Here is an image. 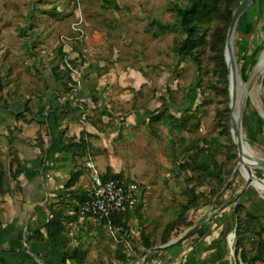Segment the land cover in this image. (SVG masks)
<instances>
[{"label":"rangeland","instance_id":"obj_1","mask_svg":"<svg viewBox=\"0 0 264 264\" xmlns=\"http://www.w3.org/2000/svg\"><path fill=\"white\" fill-rule=\"evenodd\" d=\"M81 1L83 12L91 23L92 36L96 33V41L102 36L104 43L100 56L92 50V57L98 61L96 73H112L115 77L113 85L119 90L118 95L124 94L125 97V101L120 102L123 115L138 113L134 116L138 124H125L122 129L125 131L127 127L131 135L127 138L124 135L118 136L115 145L123 154L121 162L129 171L128 175L151 187L144 197V216L148 229L159 239L167 222L179 214L188 197L184 188L197 183L199 173L194 170L182 171L179 161L185 155L182 154L183 148L198 137L213 140L212 148L217 143L222 144L218 158L224 164V175L229 182L234 183L228 188L223 187L224 197L220 201L218 199L213 208L218 209L216 215L220 217L229 215L230 218H227L230 226L236 228L237 218L233 213L236 202L233 195L246 186L248 178L242 167L235 174H229L238 159L228 157L230 139L229 135L223 134V120L218 114L227 102L216 87L221 81L215 70V63L209 52L203 55L202 68L192 58L177 57L172 49L177 32L171 29L156 34L150 25L154 18L173 21L175 15L168 4L171 1L186 0H114L120 6L119 9L108 8L107 0ZM255 2L242 14L236 34L238 53L244 67L256 64L264 48V0ZM72 19L73 9L69 0H0V103L7 97L4 96L7 90L10 92L9 97L16 94L18 99L29 93V78L34 76L31 68L34 57L30 51L31 41L35 39L39 47L43 48L54 46L61 35L70 30ZM89 36L88 31V37L83 42H87ZM74 62L81 68L80 62ZM63 67L66 69L64 65ZM90 74L89 72L88 76ZM263 82L264 67L255 79L257 101L248 99L246 102L243 126L248 136L264 146ZM162 97L168 99L165 106ZM120 101H123L122 98ZM167 106L178 116L192 115L190 127L172 128L164 120L151 122L145 115V112L152 115L156 109H165ZM0 149L6 155L9 152V146L5 147L1 142ZM260 172L264 175L263 170ZM192 176L194 180L191 181L189 178ZM216 181L213 177L208 178L203 189L210 191ZM252 187L255 188L253 185ZM3 196H0V206ZM212 199L211 196L206 198L199 208L205 205L209 210L215 202ZM190 215L196 223L194 226L203 220L197 217L196 211H192ZM242 215H245L244 211ZM132 225L137 230V218ZM106 230L110 231L108 226ZM183 232L174 237H180ZM110 240L115 241L111 234ZM86 242L91 250L87 264L112 263L111 259L108 261L95 253V248L100 250V246L95 244L93 238ZM251 246L247 241L249 254H253ZM108 247L110 242L104 243L101 253L105 254ZM229 249L233 260L236 256L239 257L234 245Z\"/></svg>","mask_w":264,"mask_h":264},{"label":"crops","instance_id":"obj_2","mask_svg":"<svg viewBox=\"0 0 264 264\" xmlns=\"http://www.w3.org/2000/svg\"><path fill=\"white\" fill-rule=\"evenodd\" d=\"M90 29L89 40L77 44V62H80L79 65L84 71L81 85L76 84L69 90L65 84L68 73H65L66 69L61 63L63 46L60 39L55 47L44 48L39 47L38 41L34 39L30 45V51L34 55L31 60L34 76L29 78L28 89L31 93L18 99L16 94L9 97L10 92L7 90L4 93L7 97L0 103V142L7 147L12 137L11 142L18 146L24 167L18 180L10 182L12 192L2 197L5 223L0 228V264H6L4 261L10 264H87L91 250L86 240L90 238L100 246V250L95 248L97 255L108 261L111 259V264H126V260L122 258L123 253H126L125 243L116 240L106 230L109 222L99 224L91 217L81 220L76 210L87 198V193L94 184L91 160L100 172L112 169L114 172L127 173V178L132 177L121 162L124 157L115 142L120 135L126 138L131 135L127 127L125 131L122 130L125 124H138L134 120L138 113L123 115L120 102H124L125 97L124 94L118 95L119 90L113 85V74L96 73L98 61L92 57V50L100 56L104 43L102 36L96 41V33L92 36L93 30ZM89 72L91 74L88 76ZM71 75L76 80L73 73ZM70 98L74 101L73 107L79 104L86 107L89 119L80 115L78 120H71L74 113L64 114ZM121 98L123 101H120ZM28 107H31V111L27 112V121L17 120V113ZM145 115L149 119L152 116L146 112ZM41 133L43 142L40 144ZM83 133L93 147L92 155L66 148L67 137L78 140ZM250 188L242 200L254 213L261 214L264 222V196L256 187ZM146 191H143L135 207L129 209L132 211L128 219L129 229L122 231L123 228H117L120 235L131 239L136 247L133 264H143L144 260V264H244L241 254L235 260L232 258L229 248L234 245L236 228L230 226L229 215H216L218 209L213 208L216 200L209 210L205 205L192 210L193 213L196 211L197 217L203 218L200 224L204 226L197 234L156 251L159 252L157 255H154L155 252L151 253L153 256L149 260L147 259L150 255L147 259L146 255L139 258L141 253L137 248L144 249L141 236L143 229L150 233L151 240L156 242L155 246L164 244L163 230L160 238L156 239L148 229L144 216ZM140 204H143L144 225L135 212ZM55 209H63L67 216L64 221V236L67 241L63 246L45 239L49 234L46 225L53 217ZM134 216L138 219L137 230L132 225L136 220ZM206 220L208 221L205 222ZM110 234L115 241H109ZM109 242L108 251L101 253L102 245ZM75 248L81 249V256H84L81 262L71 258L66 260V252Z\"/></svg>","mask_w":264,"mask_h":264},{"label":"trees","instance_id":"obj_3","mask_svg":"<svg viewBox=\"0 0 264 264\" xmlns=\"http://www.w3.org/2000/svg\"><path fill=\"white\" fill-rule=\"evenodd\" d=\"M242 1L243 0L171 1L168 4V8L174 13L175 19L173 21H163L161 19L154 18L150 23L156 34L164 33L171 29L177 32L172 45V49L176 53L177 57L186 56L187 58H192L200 65V68H202L201 65L204 60L203 55L207 52H209L211 59L214 61L215 70L219 74V79L221 81V84L216 85V87L224 95L225 101L227 102L226 106L219 110L218 114H220V117L223 120L221 123L223 134L229 135L230 139L228 157L231 159L234 158V160L238 159L229 170V174H232L235 167L238 165L239 155L237 144L232 137L230 125L229 68L226 59V46L228 32L233 20L234 12ZM106 6L108 8H120L114 0H107ZM63 53L64 52L61 49V63L63 62ZM65 73H68L65 84L69 90H72L73 85L77 84V81L72 77V71L70 69L66 68ZM162 99L165 106L168 99L166 97H162ZM73 103L74 101L71 98L67 101L68 107L64 111V114L67 115L71 112L74 113L75 115L71 116V120H78L80 115L83 117L84 114L86 115L84 119H89L86 107L83 108L81 104L73 107ZM29 111H31V107L17 113V120L24 119L27 121V112ZM51 115L52 113L49 114L48 117L51 118ZM161 120H164V122L172 128L179 129L190 127L193 118L192 115L189 117H185L184 115L178 116L171 111L169 106H167L165 109L159 108L152 112V116L150 118L151 122H159ZM85 135L86 134L83 133L82 137L78 140L74 137H67L65 139L67 150H75L76 152L81 151L84 154L90 153V155H92L93 147ZM11 138L12 137H10V143L8 145L9 152L7 155L2 149H0V196L12 192L11 190L13 189H11L10 182L12 180H18L24 171L22 159L19 155L20 150L11 142ZM39 138L41 144L43 142V140H41L42 133ZM201 141H204L205 143L202 144ZM212 141L213 140L209 141L198 137L193 139L189 145L183 148L182 154L185 155L184 158L179 161L180 169L182 171L194 170L199 173V176L198 181L194 186L187 185L184 188V192L188 197L182 204L179 214L165 225L162 233V242L164 244L170 242L175 235H180L183 231L187 232L192 229V227H195L194 225L196 223L190 216L191 211L193 209H198L206 198L210 196L216 200V203H218V199L220 201V199L224 197L221 193L223 187L228 188L232 183H234L229 182L228 177L224 175V164L218 158L221 153L222 144L217 143V145L212 148ZM100 175L104 180L127 178L123 171L114 172L112 169L101 172ZM210 177L215 178L217 181L212 185L210 191H207V189H203V187L206 186L207 179ZM189 180H194V177H190ZM242 190L238 189L233 196L236 197ZM246 194L247 193H244L240 199L235 201L236 204L233 213L237 218V227L234 247L237 255H242L244 264H252L256 259L264 257V222L261 214L254 213L243 202L242 199L246 196ZM89 196L90 191L87 193V198L83 200L82 203L88 200ZM80 206H77L76 210H78ZM142 208L143 204L138 205L135 212L139 216L142 225H144ZM242 211L245 212L244 216L242 215ZM3 212L4 208L0 206V228L5 223ZM53 212V217L46 225V230L49 234L48 237H45V239L63 246L67 241L66 236H64V231L66 230L64 221L67 216L63 209H55ZM131 214L132 211L130 210H126L121 214H114L112 216L113 223L117 226V228H123L122 231L128 230L130 227L128 219ZM186 229L189 230L186 231ZM43 234L41 235L44 236ZM141 236L144 249H140L139 247L137 248L138 252L141 253L139 258L147 255L151 247L156 245V242L151 240V235L146 231V229H143ZM247 241L252 244L251 249H253V254H249L246 247ZM158 253L159 252H155L154 255H157ZM81 254V249L75 248L70 252H66V260L71 258L81 262L84 259V256H81ZM152 256L153 254L150 255L147 260L151 259ZM122 258L123 260H126V253H123ZM4 262L6 264H10L6 261ZM238 264L240 263L238 262Z\"/></svg>","mask_w":264,"mask_h":264},{"label":"built area","instance_id":"obj_4","mask_svg":"<svg viewBox=\"0 0 264 264\" xmlns=\"http://www.w3.org/2000/svg\"><path fill=\"white\" fill-rule=\"evenodd\" d=\"M69 5L73 9V19L70 23L71 30L63 33L60 37L64 52L62 60L63 65L73 72L78 84H80L84 73L74 62L79 56L77 54V44L88 37L91 23L83 12L81 0H69ZM85 117L84 114L83 118ZM90 167L93 170L94 184L90 190L89 199L80 206L77 216L81 220L91 217L99 224L108 221L113 237L125 243V263L133 264L136 247L131 239L120 235L119 230L113 223L112 216L135 207L140 201L143 191L150 190L151 187L149 184L133 178L104 180L93 160L90 161ZM252 264H264V257L256 259Z\"/></svg>","mask_w":264,"mask_h":264},{"label":"water","instance_id":"obj_5","mask_svg":"<svg viewBox=\"0 0 264 264\" xmlns=\"http://www.w3.org/2000/svg\"><path fill=\"white\" fill-rule=\"evenodd\" d=\"M256 0H243L241 4L238 6V8L234 12L233 20L230 25V29L228 32V38H227V46H226V59H227V64L229 68V89H230V125H231V133L232 137L237 144L238 147V155H239V161L238 165L235 167L234 173L237 172L242 164H246L249 168V170H252L251 167V161L246 159L242 155V150L241 147L243 145V142L248 144L251 147L257 148L259 150H262L264 152V146L257 142L256 140L252 139L250 136L247 138L245 141L241 138L240 134L238 133V128L236 124V112H237V98H238V90H239V84H238V79L236 77V68L239 64V54H238V46H237V39H236V34L238 32V25L239 21L241 19L242 14L255 2ZM254 185L252 180L248 178V182L244 189L235 197L234 201L240 199L245 192L248 191V189ZM264 196V195H263ZM206 220L205 222H207ZM203 224H198L189 231L185 232L182 234L180 237L176 239H172L170 242L160 245V246H154L152 247L148 254L146 255L147 257L156 251L162 250L166 247H169L176 242L179 241H184L195 234H197L203 227ZM145 263V260L143 261V264Z\"/></svg>","mask_w":264,"mask_h":264},{"label":"bare ground","instance_id":"obj_6","mask_svg":"<svg viewBox=\"0 0 264 264\" xmlns=\"http://www.w3.org/2000/svg\"><path fill=\"white\" fill-rule=\"evenodd\" d=\"M239 54V53H238ZM264 67V48L261 50L259 58L256 60V64L252 66L244 67L239 58V64L236 68V77L238 79L239 90L237 98V112H236V124L238 133L245 141L249 138L248 134L244 130L243 115L247 100L253 99L257 101V92L254 87L255 79ZM242 155L246 159L251 161L252 170H249L246 164H242L241 167L247 178H250L254 186L264 195V175L260 170L264 171V152L257 148L251 147L243 142L241 147Z\"/></svg>","mask_w":264,"mask_h":264}]
</instances>
